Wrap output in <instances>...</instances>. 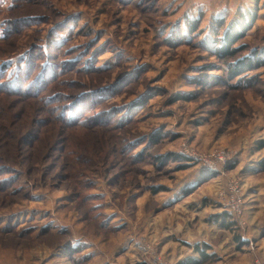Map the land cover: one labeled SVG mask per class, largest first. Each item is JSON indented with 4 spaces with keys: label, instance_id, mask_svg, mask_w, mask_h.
Instances as JSON below:
<instances>
[{
    "label": "rangeland",
    "instance_id": "374dc122",
    "mask_svg": "<svg viewBox=\"0 0 264 264\" xmlns=\"http://www.w3.org/2000/svg\"><path fill=\"white\" fill-rule=\"evenodd\" d=\"M263 142L264 0H0V264H233Z\"/></svg>",
    "mask_w": 264,
    "mask_h": 264
},
{
    "label": "trees",
    "instance_id": "16d2710c",
    "mask_svg": "<svg viewBox=\"0 0 264 264\" xmlns=\"http://www.w3.org/2000/svg\"><path fill=\"white\" fill-rule=\"evenodd\" d=\"M245 19L243 21H246L248 24L245 25V23L242 21L237 22L236 25L232 26L231 29L227 28L224 35L218 37L217 45L219 46V50L217 52V55L221 58H224V60L229 59L231 47L237 43L238 40L244 37V34L249 30L250 25H253V20L250 21L249 18L244 17ZM194 28H198V25L196 24ZM229 29V30H228ZM37 64V61H32V63H29V70L32 71L33 68H35V65ZM259 65L258 57H256V60L253 58H247L245 61L237 62L235 65H230L231 68L228 70V74L230 75H236L245 73L249 70L255 69ZM23 88V84L21 85ZM21 88V90H22ZM20 90V91H21ZM153 142H158V139H154ZM261 149H264V142L261 143ZM264 164V162L262 163ZM264 170V169H263ZM225 227H228L225 226ZM202 253L204 252V249L201 250ZM207 259V256H206Z\"/></svg>",
    "mask_w": 264,
    "mask_h": 264
},
{
    "label": "crops",
    "instance_id": "0c3cea01",
    "mask_svg": "<svg viewBox=\"0 0 264 264\" xmlns=\"http://www.w3.org/2000/svg\"><path fill=\"white\" fill-rule=\"evenodd\" d=\"M248 201V199H247ZM252 204L246 206V209H251ZM254 232L253 238L239 247L238 242L229 244L228 252L233 256V264H255L256 259H264V226L258 225V229Z\"/></svg>",
    "mask_w": 264,
    "mask_h": 264
},
{
    "label": "built area",
    "instance_id": "2783aa9c",
    "mask_svg": "<svg viewBox=\"0 0 264 264\" xmlns=\"http://www.w3.org/2000/svg\"><path fill=\"white\" fill-rule=\"evenodd\" d=\"M225 157H226L225 154H218V159L221 160V161L224 160ZM215 160H216V162H218L216 158H215ZM234 213L238 214L239 210L238 209H234ZM255 264H264V259H257L255 261Z\"/></svg>",
    "mask_w": 264,
    "mask_h": 264
}]
</instances>
